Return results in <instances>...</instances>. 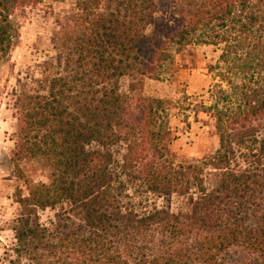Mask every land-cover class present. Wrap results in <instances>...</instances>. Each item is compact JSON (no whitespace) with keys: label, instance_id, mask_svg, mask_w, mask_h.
<instances>
[{"label":"trees","instance_id":"obj_1","mask_svg":"<svg viewBox=\"0 0 264 264\" xmlns=\"http://www.w3.org/2000/svg\"><path fill=\"white\" fill-rule=\"evenodd\" d=\"M42 1L0 0L1 54ZM190 45L221 48L195 112L219 147L177 162L169 101L136 91ZM46 57L14 91L11 161L48 176L17 188L9 264H264V0H81ZM173 195L176 209L155 203Z\"/></svg>","mask_w":264,"mask_h":264},{"label":"rangeland","instance_id":"obj_2","mask_svg":"<svg viewBox=\"0 0 264 264\" xmlns=\"http://www.w3.org/2000/svg\"><path fill=\"white\" fill-rule=\"evenodd\" d=\"M81 0H43L36 6L25 7L14 19V44L8 54L0 53V264H9L6 251L15 241L14 221L20 213L16 202L17 188L27 195L25 178L29 181H47L48 170L39 162L23 161L20 175L11 161L15 149L17 118L14 91L18 80L38 73V67L54 53V33L77 8ZM221 48L213 45H190L174 53L165 65L160 78H143V88L137 94L168 100L169 121L173 133L170 150L177 162L196 161L212 155L219 147L214 122L201 111L202 105L212 101L209 90L220 81L218 60ZM138 80V79H137ZM133 80H121V90L130 91ZM176 195L155 199L158 206L176 209ZM55 211L39 212L42 222L48 223ZM235 258L244 254L237 249Z\"/></svg>","mask_w":264,"mask_h":264}]
</instances>
